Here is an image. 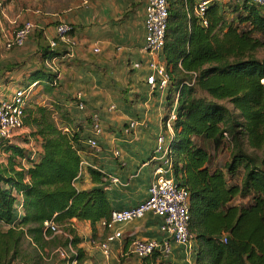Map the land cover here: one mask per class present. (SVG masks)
Listing matches in <instances>:
<instances>
[{"label": "trees", "instance_id": "1", "mask_svg": "<svg viewBox=\"0 0 264 264\" xmlns=\"http://www.w3.org/2000/svg\"><path fill=\"white\" fill-rule=\"evenodd\" d=\"M168 2L166 109L179 94L173 172L190 194L195 264H264V58L257 57L264 48V11L254 0H213L205 26L195 13L196 0ZM66 53L62 45L52 49L39 43L40 65L25 85L36 82L43 93H53L58 74L45 61ZM51 104L25 109V125L42 144L36 160L28 148L0 139V153H8L7 163L0 154V264H45L47 258L67 264L55 250L70 243L84 263L71 221L95 225L112 212L104 187H75L88 138L69 109ZM88 171L95 183L104 182L101 171ZM20 193L23 214L18 217ZM47 220L71 238L61 233L47 239Z\"/></svg>", "mask_w": 264, "mask_h": 264}, {"label": "crops", "instance_id": "2", "mask_svg": "<svg viewBox=\"0 0 264 264\" xmlns=\"http://www.w3.org/2000/svg\"><path fill=\"white\" fill-rule=\"evenodd\" d=\"M19 3L0 0V101L9 98L18 87L34 84L25 85L31 71L40 65L36 56L39 43L48 45L56 38L59 23L72 24L74 49L51 60L50 69L59 75L58 87L53 93H43V85L35 82L28 106L63 104L72 112L75 125L82 124L83 136L87 138L93 135L88 119L99 112L103 127L98 137L100 147L82 154L86 165L76 178L75 187L80 191L104 187L112 210L138 204L148 197L155 168L151 157L167 110V93L152 91L146 80L154 59L143 49L146 0H29L27 7L23 2L19 7ZM26 20L35 21L39 29L24 46L6 49L4 42ZM257 57L264 55L258 53ZM131 121L137 124L126 133ZM30 133L31 128L25 125L11 143L27 148L25 141L32 139L42 152L41 140ZM0 154L1 161L7 163L8 153ZM23 164L30 166L24 161ZM90 167L104 174L103 183L93 181ZM161 223L162 219L152 212L112 228L103 226L101 221L95 225L71 221L80 238L77 247L86 255L85 264H195V240L193 247L171 240V252L159 257L141 259L130 251L135 239L162 238ZM119 230L122 235L111 243V255L106 257L99 243Z\"/></svg>", "mask_w": 264, "mask_h": 264}, {"label": "built area", "instance_id": "3", "mask_svg": "<svg viewBox=\"0 0 264 264\" xmlns=\"http://www.w3.org/2000/svg\"><path fill=\"white\" fill-rule=\"evenodd\" d=\"M211 1L213 0H198L195 6V13L201 17L205 26L209 24L206 11ZM254 2L264 11V0H254ZM169 15L168 0H146L143 49L154 56L149 65L151 72L146 80L152 91L165 93H167L171 83V75L163 59ZM38 29L39 25L35 21H24L17 26L14 36L4 42V47L14 49L24 46L29 37ZM56 31L57 37L49 42L51 48L54 49L62 44L69 53L76 45L72 36L73 25L68 22H61L56 26ZM95 51L98 52L99 49L96 48ZM51 60L45 61L49 68L51 67ZM57 79H59V75ZM34 84L18 87L9 98L0 101V139L12 142L19 135V131L25 127V109L32 95ZM178 97L179 94L176 96L172 107L166 110L162 119V130L156 139L155 149L151 157L155 168L148 189V197L134 206L112 210L109 219L101 220L103 226L112 228L116 224L142 218L147 212H152L160 217L162 219V238H138L133 240L131 244L130 251L141 259L149 258L156 252L168 255L172 248L171 240L179 245L193 247L194 235L190 231V194L184 186L177 183L173 172L172 142L175 138L174 124L177 119ZM78 98L79 106L84 107L82 94L79 93ZM111 108L114 109L115 105H112ZM90 118L93 135L87 139L86 144L90 149L96 151L100 147L98 137L103 132L101 115L99 112H94ZM136 124V121H131L125 132L130 133ZM26 146L30 152V159L36 160L41 151L37 149L34 141L30 139ZM22 160L27 163L26 159ZM85 165V161L82 160L79 175L85 169ZM15 207L17 216L21 217L23 214L22 193L18 196ZM44 225L47 239L61 233L71 238L54 220H47ZM121 235L122 231L119 230L99 243L106 257L111 255V243ZM55 253L60 259L66 260L67 264H85L79 263L78 251L71 243L67 247H58Z\"/></svg>", "mask_w": 264, "mask_h": 264}, {"label": "rangeland", "instance_id": "4", "mask_svg": "<svg viewBox=\"0 0 264 264\" xmlns=\"http://www.w3.org/2000/svg\"><path fill=\"white\" fill-rule=\"evenodd\" d=\"M20 3H19V7H21V2H23V4L24 5H26V7H27V5L29 4V0H26V2H25V0H18ZM25 7V8H26ZM260 55H264V48L263 49H260V51L258 52ZM33 93V92H32ZM228 103V102H227ZM229 105V104H228ZM231 106V105H230ZM92 150V149H91ZM89 153L91 152V151H88ZM92 152H93V150H92ZM226 157V155L224 156V157H220V159L218 160L219 162H223V159H226L225 158ZM48 259V261H46V263L45 264H51V260H50V258H47Z\"/></svg>", "mask_w": 264, "mask_h": 264}]
</instances>
